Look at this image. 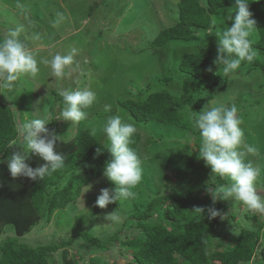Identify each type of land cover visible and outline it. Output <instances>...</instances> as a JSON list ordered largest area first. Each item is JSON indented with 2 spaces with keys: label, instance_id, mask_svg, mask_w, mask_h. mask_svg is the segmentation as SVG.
Masks as SVG:
<instances>
[{
  "label": "rangeland",
  "instance_id": "374dc122",
  "mask_svg": "<svg viewBox=\"0 0 264 264\" xmlns=\"http://www.w3.org/2000/svg\"><path fill=\"white\" fill-rule=\"evenodd\" d=\"M178 2L0 0V28L6 34L10 30L21 29L20 39L38 62L50 60L55 54L66 55L73 48L77 50L74 62L66 68L63 78H55L51 75L49 65L39 63L40 71L35 78L22 76L15 82L14 90L0 89V101L11 108L14 122L18 124V121L49 115L51 120L56 121L55 126L49 129L60 134L61 140H71L80 126L91 135L92 130L96 129L93 136L105 146L108 141L100 128L109 115L119 114L126 121L133 122L137 129L130 146L142 157L143 179L134 189V198L110 204L106 209L96 207L95 201L100 189L113 187L102 176L90 181L88 185H92L91 189L83 194L87 188L84 186L76 200L68 203L64 210L55 212L49 222L41 221L24 237L15 238L31 247L55 242L59 244L74 238L72 245L60 247L57 252L51 253L48 264H63V249L68 252L67 258H77L81 253L87 255L88 260L93 258L99 264H127L130 254L121 241L133 237L138 231L137 221L128 218L129 214L149 202L152 195L187 192L200 184L201 169L197 164V149L193 150L187 143L190 129L155 120L137 122L119 104L122 100L142 101L150 93L168 91L179 105L187 107L181 111L183 116L193 121L189 117L193 113L190 107L195 103L196 89H192L189 84L199 82L178 70V63L187 53L217 47L215 35L230 26L231 21L227 17L232 14L233 6L220 9L213 16L215 28L207 34L211 38L210 44L203 40L207 38L205 35H198L199 40L195 43L171 42L162 47H152L151 41L158 32L177 21ZM250 39L252 42L257 39L256 31ZM261 63H264V58H261ZM169 70L171 75L168 74ZM227 78L226 88L214 95L212 104L224 103L229 107L236 105L242 120L244 139L256 149L246 159L261 168L257 188L259 194L264 196V73L260 69L246 73L240 70L239 73L227 75ZM217 79L215 71L211 79L202 84V88L216 83ZM159 80H171V83H158ZM77 87L94 91L97 100L93 106L85 109V120L72 124L61 120L60 113L65 105L59 93L63 89ZM38 100L34 109L33 105ZM105 105H111V112H105ZM244 111L245 116H242ZM21 142L19 137L8 156L19 150ZM210 171L208 167V175ZM216 180L222 184L228 183L219 178ZM222 203L226 206L225 212L229 210V220L220 219L218 227L213 231V247L224 238L236 237L243 228L255 231L258 226H262L259 245L264 243V215L245 212L243 205L238 202ZM113 211L121 217L118 224L104 219L105 215ZM251 214L255 218H250ZM148 222L158 223V219L153 215ZM119 230V240L108 244V250L104 253L98 252L81 235L84 233L98 238L103 243ZM6 236H13L10 228L0 238ZM249 264L262 263L255 260Z\"/></svg>",
  "mask_w": 264,
  "mask_h": 264
},
{
  "label": "trees",
  "instance_id": "16d2710c",
  "mask_svg": "<svg viewBox=\"0 0 264 264\" xmlns=\"http://www.w3.org/2000/svg\"><path fill=\"white\" fill-rule=\"evenodd\" d=\"M177 4V21L158 32L151 41L152 47H162L171 42L195 43L199 40L198 35H205L207 38L203 40L210 44L211 38L207 34L215 28L213 16L220 9L233 6V0H179ZM249 8L256 21L257 39L253 41L252 47L257 56L251 63L242 62L235 73L240 70L246 73L252 69H260L264 73V63H261V58H264V1L250 3ZM4 32L0 28V39L6 35ZM216 51L217 47L202 48L183 55L178 63V70L199 82L189 84L192 89H196L195 103L190 109L197 115L213 105L214 95L227 86V75L222 68L213 64ZM209 67L212 72L207 71ZM215 71L217 82L203 89L202 84H206ZM168 74L172 72L169 70ZM163 82L171 83V80ZM119 104L137 122L155 120L190 129L187 143L193 150L197 149L195 152L198 154L201 144L199 131L194 127V122L181 113L187 107L179 105L168 91L150 93L142 101L122 100ZM13 114L11 108L0 101V159H6L13 144L19 140L17 128L22 122H14ZM242 116H245V111ZM51 121L48 128L55 126V119ZM99 147L104 150L106 146L79 126L71 140H61L57 145V151L65 156V167L43 181H31L25 177L14 180L6 164H0V237L4 236L7 228L11 229L13 235L0 238V264H48L51 253L74 243L72 238L59 244L55 242L31 247L16 239L30 233L41 221L49 222L55 212L64 210L68 203L76 200L84 186L103 176V167L110 154L107 150L97 154ZM30 163L35 168L43 161L33 157ZM197 164L201 169V180L195 189L171 195L157 193L142 207L135 208L136 212L129 214L128 218L137 221L138 231L133 237L121 241L130 254L127 264H249L255 260L264 264V243L259 245L262 226H258L255 231L243 228L236 237L224 238L213 247L212 235L220 218L209 219L207 214L204 217L197 216L192 211L195 207L212 206L211 197L204 187L208 179L211 180L208 167L201 159H198ZM215 208L226 211L222 202H217ZM153 215L157 217L158 223L148 222ZM250 218H255V215L251 214ZM119 234L120 230L101 243L100 239L81 233L84 241L100 253L108 250V244L116 243ZM61 256L63 264H99L93 258L88 260L87 255L81 253L77 258H67L65 249Z\"/></svg>",
  "mask_w": 264,
  "mask_h": 264
},
{
  "label": "clouds",
  "instance_id": "9594fccd",
  "mask_svg": "<svg viewBox=\"0 0 264 264\" xmlns=\"http://www.w3.org/2000/svg\"><path fill=\"white\" fill-rule=\"evenodd\" d=\"M254 2L258 3L259 0H233L232 14L227 17L231 21L230 26L215 35L217 51L213 64L217 68L222 67L225 75L234 74L242 62L251 63L257 56L250 39L257 28L249 8L250 3ZM20 35L21 29L17 28L0 39V89L14 90L15 82L22 76L35 78L40 71L39 63L49 65L51 75L57 79L66 75V68L73 64L77 54L75 48L66 55L55 54L50 60L43 59L38 62L20 39ZM207 71L212 72V68L209 67ZM59 94L65 105L60 113L61 120L72 124L85 120V109L93 106L97 100L96 93L88 88L63 89ZM38 102L39 100L33 105L34 109ZM104 110L111 112V105H105ZM189 118L193 120L201 138L198 159L203 160L204 165L211 170V180L208 179L204 187L212 200V206L195 207L192 211L197 216L204 217L207 214L209 219L219 217L222 221L229 220V210L221 212L215 208V204L238 202L243 205L245 212L264 215V196L259 194L257 188L261 168L246 159L256 149L244 139L242 120L236 105L229 107L224 103H216L198 115L193 112ZM51 119L49 115L26 119L17 128L22 141L19 150L6 159H0V164H6L14 180L25 177L31 181H43L45 177H50L65 167V156L57 151L61 135L47 127ZM100 131L108 141L104 150L110 154L102 174L113 187L100 189L95 206L106 209L110 204L134 198V189L143 179V169L142 157L130 146L137 132L133 122L126 121L119 114L109 115ZM95 132L96 129H93L92 134ZM104 150L99 147L97 154ZM33 157H38L43 163H38L33 168L30 163ZM217 177L228 183H220L216 180ZM91 187L92 185H87L83 194ZM104 219L118 224L121 217L113 211L105 215Z\"/></svg>",
  "mask_w": 264,
  "mask_h": 264
},
{
  "label": "crops",
  "instance_id": "0c3cea01",
  "mask_svg": "<svg viewBox=\"0 0 264 264\" xmlns=\"http://www.w3.org/2000/svg\"><path fill=\"white\" fill-rule=\"evenodd\" d=\"M22 123H23V122H22ZM22 123H21V124H22ZM13 147H14V144H13L12 148H13ZM12 148H11V149H12Z\"/></svg>",
  "mask_w": 264,
  "mask_h": 264
}]
</instances>
